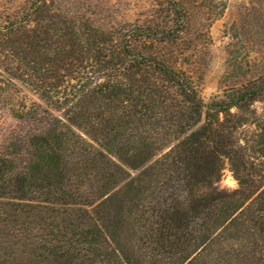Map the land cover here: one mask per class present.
Masks as SVG:
<instances>
[{"label":"trees","instance_id":"obj_1","mask_svg":"<svg viewBox=\"0 0 264 264\" xmlns=\"http://www.w3.org/2000/svg\"><path fill=\"white\" fill-rule=\"evenodd\" d=\"M153 1L110 29L66 0L0 9V114L17 121L0 264H264V0L242 6L258 48L230 59L259 74L209 103L181 64L229 0Z\"/></svg>","mask_w":264,"mask_h":264},{"label":"rangeland","instance_id":"obj_2","mask_svg":"<svg viewBox=\"0 0 264 264\" xmlns=\"http://www.w3.org/2000/svg\"><path fill=\"white\" fill-rule=\"evenodd\" d=\"M247 1L249 3L251 0H229V6L224 15L209 27V39L200 52L198 51L193 56V62L181 64L194 78L206 103H209L215 96L223 97L226 88L244 82L260 72L255 69L254 64H250L245 59L243 70L246 74L237 75L236 70L230 65V59L238 51L241 52L239 56L242 58L246 47H249L251 51L258 48L257 34L251 32L253 25L246 22L242 16L246 11L242 6L244 7ZM153 2V0H66L64 5L69 13L80 12L90 17L99 27L110 29L127 22L144 21L153 9ZM28 4L29 0H0V9L21 14ZM251 6L252 4L248 7ZM234 21H237V26L233 24ZM237 28L240 33L243 32L241 39L234 37ZM256 106L262 111L264 104L256 103ZM16 123V119L8 111L1 112L0 145L6 140L10 128ZM219 186L227 190L239 187L229 164H226Z\"/></svg>","mask_w":264,"mask_h":264}]
</instances>
